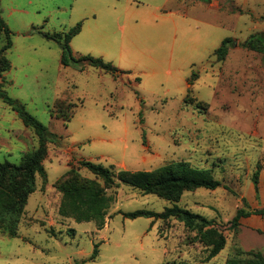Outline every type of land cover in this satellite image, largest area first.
Masks as SVG:
<instances>
[{
    "label": "rangeland",
    "instance_id": "1",
    "mask_svg": "<svg viewBox=\"0 0 264 264\" xmlns=\"http://www.w3.org/2000/svg\"><path fill=\"white\" fill-rule=\"evenodd\" d=\"M1 15L13 43L3 90L57 139L22 215L2 214L17 219L18 236L0 231V264H228L256 246L239 239L233 219L264 207V53L243 45L264 35V0H1ZM80 23L73 54L103 58L119 77L63 66L62 42L42 34L65 35ZM6 43L2 35L0 51ZM38 148L35 131L0 99V163L20 164ZM82 161L133 172L187 162L222 186L173 202L117 181L105 190L113 202L100 228L59 213L71 170L97 179ZM174 205L214 221L226 239L218 256L208 259L198 232L175 218L124 216Z\"/></svg>",
    "mask_w": 264,
    "mask_h": 264
},
{
    "label": "trees",
    "instance_id": "2",
    "mask_svg": "<svg viewBox=\"0 0 264 264\" xmlns=\"http://www.w3.org/2000/svg\"><path fill=\"white\" fill-rule=\"evenodd\" d=\"M81 27L82 24L80 23L65 35L62 33L53 35L42 34L49 40L62 42L61 63L63 66L73 65L80 71H84L87 66H91L97 70L104 71V73L112 74L116 78L119 77L122 72L111 62L89 55L77 56L73 54L70 44L73 38L80 33ZM2 35H5L7 40V43L0 51V78L3 81L4 73L11 69V63L4 54L11 49L13 43L12 32L1 15L0 0V37ZM231 42L230 38L225 39L217 49L216 53L221 59L227 57ZM243 45L254 52L264 53V35L261 33L253 34ZM0 99L17 112L24 125L32 128L39 138V148L32 155L23 158L20 164L0 163V231L14 238L18 236L17 219L15 223H9L2 214L3 212H8L18 217L22 215L29 195L35 191L36 174L46 177L43 163L48 153V144L51 140H56L57 136L52 134L36 117L29 114L22 102L10 97L3 90L2 82L0 83ZM80 167L89 170L97 179H80L79 175L75 174V170H71L68 176H73L61 183L63 197L59 213L62 217L73 218L78 223L95 221L100 228L105 225L108 210L113 202V197L108 195L105 190L118 187L117 181L140 190L144 194H156L173 202H179L184 191L197 189L215 191L222 186V183L216 180L209 171L194 168L187 162L169 164L153 171L135 172L128 170L116 171L114 168H107L91 161L80 162ZM98 180L104 183V188ZM243 203H246V199H243ZM252 215H264V207L252 212H247L244 209L237 211L233 223L239 229V234L241 219ZM124 216L131 219L144 217L154 220H168L175 218L182 221L189 230L198 232L195 240L204 242L209 246L208 259L218 256L226 245L225 237L215 228L213 220H208L177 205L166 208L162 213L140 210L125 213ZM73 231L70 230L72 233ZM98 247L99 245L95 246L90 261H94L97 258ZM261 251L238 250L228 264H264V256ZM242 256L248 257L249 260L242 259Z\"/></svg>",
    "mask_w": 264,
    "mask_h": 264
},
{
    "label": "crops",
    "instance_id": "3",
    "mask_svg": "<svg viewBox=\"0 0 264 264\" xmlns=\"http://www.w3.org/2000/svg\"><path fill=\"white\" fill-rule=\"evenodd\" d=\"M261 194H262V190H261ZM240 224L241 226H240L239 239L241 241L242 240L244 241L246 247L256 244V246L253 245L255 247H251L249 249H245V248L243 249L246 251H250V250L264 251V241L260 239V237L264 238V215H252L248 218H243L241 219ZM244 226H246L249 229L247 230L246 235H244L243 233L241 234V230ZM254 238L257 239V242L255 241Z\"/></svg>",
    "mask_w": 264,
    "mask_h": 264
}]
</instances>
